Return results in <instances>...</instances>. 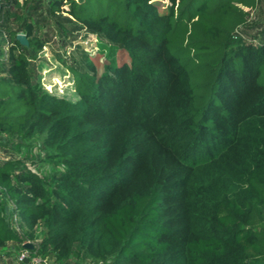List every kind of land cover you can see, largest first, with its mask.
Wrapping results in <instances>:
<instances>
[{
    "label": "trees",
    "instance_id": "16d2710c",
    "mask_svg": "<svg viewBox=\"0 0 264 264\" xmlns=\"http://www.w3.org/2000/svg\"><path fill=\"white\" fill-rule=\"evenodd\" d=\"M257 1L48 0L109 44L74 47V99L34 79L33 23L1 24L0 145L40 167L0 160V264L8 241L33 244L19 264H264V30L238 32Z\"/></svg>",
    "mask_w": 264,
    "mask_h": 264
},
{
    "label": "rangeland",
    "instance_id": "374dc122",
    "mask_svg": "<svg viewBox=\"0 0 264 264\" xmlns=\"http://www.w3.org/2000/svg\"><path fill=\"white\" fill-rule=\"evenodd\" d=\"M255 8L248 9L246 23L238 28V32L243 40L250 41L257 33L264 30V0H258ZM154 3L161 11L168 10L170 5L169 0H154ZM67 8V6H64ZM11 14L9 17L0 19V41L3 40V50L6 51L10 42L6 33L7 27L9 30L19 31L24 20L31 21L34 25L35 34H37L43 43L42 48L37 52L35 57L29 60V67L34 73V79L49 93L57 96H63L67 99H74L75 93L73 90V80L71 66V52L75 46L83 48L90 55L96 53L105 54L109 44L101 38L88 34L83 28H79L65 13L55 16L48 15V0H17V5L11 6ZM4 27H2V25ZM2 33L4 35L2 36ZM21 33V32H18ZM17 33V34H18ZM5 139V135H0V140ZM18 139H13V143ZM12 142L3 148L0 145V160H23L22 157L27 156L24 160L27 168L31 171L38 172L35 166L40 167L38 159V149L28 151L22 147L18 152H15V145ZM21 158V159H20ZM3 210L5 220L10 226L17 227L20 225L18 216L8 211ZM8 213L10 215H8ZM19 230V229H18ZM41 226H37L35 235L38 236ZM39 241L36 237L35 243ZM28 242V241H27ZM30 243V241L28 242ZM32 244V243H30ZM19 243L8 241L5 248L3 260L9 264H19V256L27 254V250ZM33 245V244H32ZM36 260V261H35ZM82 260L69 259L66 264H85ZM28 262V259L25 263ZM30 264H57L53 256L39 258L35 256L31 259ZM86 264H109L107 260H99L97 262H86Z\"/></svg>",
    "mask_w": 264,
    "mask_h": 264
},
{
    "label": "water",
    "instance_id": "95a60500",
    "mask_svg": "<svg viewBox=\"0 0 264 264\" xmlns=\"http://www.w3.org/2000/svg\"><path fill=\"white\" fill-rule=\"evenodd\" d=\"M15 39H16V40L19 42V44H21L22 46H28V40H27L25 34H23V33H18V34L15 35ZM24 247H25V248L32 249L33 245L30 244V243H28V242H26V243H24ZM26 261H27V259L24 260V262H26Z\"/></svg>",
    "mask_w": 264,
    "mask_h": 264
},
{
    "label": "built area",
    "instance_id": "2783aa9c",
    "mask_svg": "<svg viewBox=\"0 0 264 264\" xmlns=\"http://www.w3.org/2000/svg\"><path fill=\"white\" fill-rule=\"evenodd\" d=\"M26 252H27V251H26ZM27 255H28V253H27L26 255L22 253L21 256H19V260H23V261H24L25 259H28V258H27ZM35 261H36V260H35Z\"/></svg>",
    "mask_w": 264,
    "mask_h": 264
}]
</instances>
